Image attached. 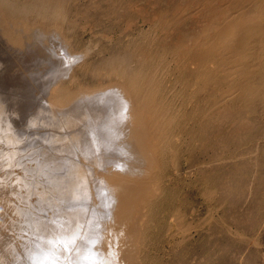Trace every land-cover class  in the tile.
<instances>
[{"label":"bare ground","instance_id":"obj_1","mask_svg":"<svg viewBox=\"0 0 264 264\" xmlns=\"http://www.w3.org/2000/svg\"><path fill=\"white\" fill-rule=\"evenodd\" d=\"M137 1L0 0V264L264 262V0Z\"/></svg>","mask_w":264,"mask_h":264},{"label":"rangeland","instance_id":"obj_2","mask_svg":"<svg viewBox=\"0 0 264 264\" xmlns=\"http://www.w3.org/2000/svg\"><path fill=\"white\" fill-rule=\"evenodd\" d=\"M86 0H80V2L79 3H84ZM140 1H141V4H140ZM163 2H162V4H160V5H157V4H154V5H156V6H154V8H155V10L154 11H152L153 10V7H151V6H153V2H152V0H149L147 3H149V4H147L146 3V5H145V3L144 2H146V0L144 1V0H139V1H137L136 3H135V5L132 7V12H130L131 13V16H132V21H133V27H131V32L129 33L131 36L132 35H135V34H137L139 31H140V25H141V20L143 19V17H141L142 15H140V14H136L137 12H136V10H135V12H134V9L136 8L137 9V7L140 5V6H143L144 8H147L146 9V11L144 10V8H143V10H144V12H146L145 14H147V15H149V14H151V15H149V16H153L152 14L154 13V12H156V10L158 11V9H160V7L162 8H165V5H166V2L168 3V1L169 0H162ZM165 2V5L163 4ZM137 3H139V4H137ZM144 3V4H143ZM143 4V5H142ZM149 5V6H148ZM162 5V6H161ZM158 6H159V8H158ZM139 8V7H138ZM150 8H152V9H150ZM158 8V9H157ZM149 9H150V12H148L149 11ZM152 11V12H151ZM139 15V16H138ZM79 22H80V24H85L86 22H87V20H85V19H83V20H79ZM149 27V25L147 26H143V28H148ZM100 28H102V27H98V33H101L102 32V30L103 29H100ZM114 29L110 32V35L112 34V36H113V39H112V41L111 42H107L106 40H102V42H101V44L102 43H104V44H108V45H116V42L121 38V37H125L124 36V34H123V28H124V21L122 20L121 22H118L117 23V25L115 26V27H113ZM82 33V32H81ZM86 34V35H85ZM116 34V35H115ZM83 38H82V41L83 42H86L88 39H90V36H91V31H90V28H88L87 29V33L85 32L83 35ZM102 46V45H101ZM180 181V185L183 187L182 188V190H183V192L184 193H186L187 195H188V192H189V195H190V193H191V195H193V197H195V199L193 198V200H194V203H195V205L194 206H196V208H195V212L194 213H196V218L197 217H199V218H202L203 217V215H205V213H206V211H207V209H208V205H207V203H205V201H204V198L202 197V195L199 193V190H198V187L197 188H195V187H192V186H190V185H187V184H185V183H187V182H185L184 183V181H181V180H179ZM185 184V185H183V183ZM190 183V182H189ZM188 186V187H187ZM185 188H189V191L188 190H186ZM194 190V191H193ZM196 190V191H195ZM186 191V192H185ZM188 191V192H187ZM197 192V193H196ZM193 193V194H192ZM196 194V196H197V199H196V196H195V194ZM199 197V198H198ZM199 201H200V203H199ZM197 204V205H196ZM203 204V205H202ZM207 205V206H206ZM201 206V207H200ZM205 206V207H204ZM203 207V208H202ZM198 209H200V210H198ZM198 211H199V213H198ZM217 211V212H216ZM201 212V213H200ZM219 212V213H218ZM198 213V214H197ZM220 211L219 210H217V208H216V210L214 209V211H212V215H214V218L217 220V221H219V217H220ZM219 214V215H218ZM199 215V216H198ZM218 215V216H217ZM195 216V215H194ZM214 219V220H215ZM219 226V225H218ZM219 227H221V226H219ZM219 229H217V230H215V232L216 231H218ZM201 231H204V230H201ZM201 231H193V240H192V242L194 243V239H195V237H196V239H195V241L197 240V239H202V237H203V235H202V233H201ZM197 232V233H196ZM220 233V230L217 232V233H215L216 234V236H221L222 234H219ZM200 236H198V235ZM201 234V235H200ZM215 234L214 235H212V237L214 238V236H215ZM197 236H198V238H197ZM223 236V235H222ZM212 238V239H213ZM262 239H264V232H263V236H262ZM197 245H198V243L197 244H195V252H194V254H192V258L191 259H189V263H187V264H196L197 262H199V260H201V256L200 255H202L203 256V254H206V253H204V251H203V249L201 248V247H197ZM170 248V246H167V253H166V255L164 256V262L166 261H169L170 259H172V252H173V249H169ZM198 248V249H197ZM197 249V250H196ZM202 251H201V250ZM169 250V251H168ZM172 250V251H171ZM219 251V250H218ZM216 252V254H217V256H218V254H219V256L222 254V252ZM220 251H222V250H220ZM201 252H203V254H201ZM170 253V254H169ZM169 256H170V258H169ZM213 256L214 257H216V255L215 254H213ZM168 259H167V258ZM198 258H200V259H198ZM260 264V263H259ZM261 264H264V262L263 263H261Z\"/></svg>","mask_w":264,"mask_h":264}]
</instances>
